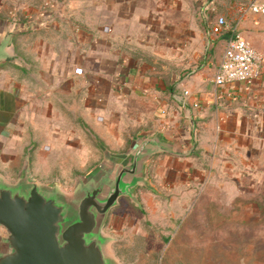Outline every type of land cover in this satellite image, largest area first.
<instances>
[{"label": "crops", "instance_id": "crops-1", "mask_svg": "<svg viewBox=\"0 0 264 264\" xmlns=\"http://www.w3.org/2000/svg\"><path fill=\"white\" fill-rule=\"evenodd\" d=\"M251 1L218 0L213 8L233 18L223 33L230 36L238 28L262 53L259 73L250 83H215L228 36L190 74L180 79L172 75L163 100L168 116L157 130L171 151L156 154L195 162L187 192L194 193L198 183L204 188L218 183L234 193L237 203L250 200L259 224L264 212V14L250 10ZM195 2L201 0H0V41L9 40L0 56V168L20 166L27 125L44 119L48 128L61 130L68 108L82 113L84 74L76 69L83 67V46L94 64L106 66L96 75V86L107 81L106 95L98 92L93 99L109 97L120 90V84L112 88L108 83L116 63L114 44L128 49L134 44H173L170 59L179 58L180 44L200 43L206 33L196 24ZM180 6L189 10L185 13ZM22 16L29 19L21 21ZM31 19H37L36 25L29 24ZM26 25L32 30L20 33L28 40H14ZM122 81L131 90L152 88L160 79L134 74ZM36 152L43 154V148ZM18 171L19 178L26 166Z\"/></svg>", "mask_w": 264, "mask_h": 264}, {"label": "rangeland", "instance_id": "rangeland-1", "mask_svg": "<svg viewBox=\"0 0 264 264\" xmlns=\"http://www.w3.org/2000/svg\"><path fill=\"white\" fill-rule=\"evenodd\" d=\"M217 1L195 2L194 18L206 31L204 39L180 44L181 54L172 61L173 44H134L131 49L126 44H114L116 63L110 68L113 73L108 83L112 88L120 84V90L109 97L93 99L95 93L107 91V81H98L96 86V75L106 66L94 64L88 58L90 51L83 46V67L76 69L84 74L82 113L68 108L61 130L48 128L44 119L38 125H27V146L20 166L0 168L1 173L16 180L18 168L30 166L40 181L73 191L81 179L103 164L105 150L130 161L140 140L157 134L160 125L166 123L168 112H164L163 100L172 85V75L180 79L190 74L207 52L224 46L229 34L211 31L219 13L213 8ZM180 7L185 13L189 10ZM226 18L231 26L233 18ZM36 20L31 19L29 24L36 25ZM29 30L32 28L26 25L14 40H28L22 33ZM134 74L158 76L160 81L152 88L126 90L122 80ZM97 102L99 105L93 104ZM38 146L43 154L36 152ZM183 159L154 153L145 169L148 184L140 183L135 188L139 201L123 196L109 212L104 230L112 236L110 246L118 264H264V212H260L262 219L256 223L257 211L250 200L237 203L232 199L234 193L220 189L218 183L206 188L198 183L194 193L187 192L195 162Z\"/></svg>", "mask_w": 264, "mask_h": 264}, {"label": "water", "instance_id": "water-1", "mask_svg": "<svg viewBox=\"0 0 264 264\" xmlns=\"http://www.w3.org/2000/svg\"><path fill=\"white\" fill-rule=\"evenodd\" d=\"M162 150L171 148L158 134L143 137L130 161L105 150L73 191L40 181L30 166L16 181L0 174V264H118L104 230L109 212L122 196L139 201L147 161Z\"/></svg>", "mask_w": 264, "mask_h": 264}, {"label": "built area", "instance_id": "built-area-1", "mask_svg": "<svg viewBox=\"0 0 264 264\" xmlns=\"http://www.w3.org/2000/svg\"><path fill=\"white\" fill-rule=\"evenodd\" d=\"M248 7L253 12L264 14V0H252ZM227 22L225 15L218 14L211 26L212 33L222 34L227 28ZM262 57V53L242 32L238 28H233L215 73V83L228 85L234 82H252L259 73Z\"/></svg>", "mask_w": 264, "mask_h": 264}]
</instances>
